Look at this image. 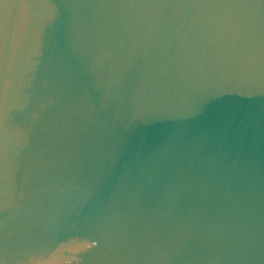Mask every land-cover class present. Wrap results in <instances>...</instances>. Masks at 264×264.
<instances>
[{"label":"water","instance_id":"water-1","mask_svg":"<svg viewBox=\"0 0 264 264\" xmlns=\"http://www.w3.org/2000/svg\"><path fill=\"white\" fill-rule=\"evenodd\" d=\"M0 264H264V0H0Z\"/></svg>","mask_w":264,"mask_h":264}]
</instances>
